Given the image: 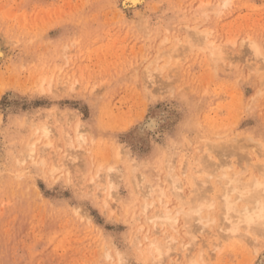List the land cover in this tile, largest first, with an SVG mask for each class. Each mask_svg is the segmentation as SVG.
<instances>
[{
    "label": "rangeland",
    "instance_id": "obj_1",
    "mask_svg": "<svg viewBox=\"0 0 264 264\" xmlns=\"http://www.w3.org/2000/svg\"><path fill=\"white\" fill-rule=\"evenodd\" d=\"M121 1L0 0V264H155L147 243L164 236L140 215L136 162L164 173L171 159L182 196L170 191L169 203L183 211L198 191L210 198L223 191L225 172L249 184L264 177V0H229L203 22L202 4L216 10L221 0H144L134 9ZM204 28L212 32L203 42L222 44L225 62H214L209 44L189 42L188 34ZM42 125L52 129L49 139L37 133ZM78 125L87 142L74 141L73 149L65 137L76 140ZM39 139L40 166L21 162ZM214 142L233 144L229 170ZM181 216L177 227H163L178 242L162 264H264L263 234L219 243L217 232L194 233L196 223L188 228ZM210 241L221 247L215 258ZM178 243L190 244L186 257Z\"/></svg>",
    "mask_w": 264,
    "mask_h": 264
},
{
    "label": "bare ground",
    "instance_id": "obj_2",
    "mask_svg": "<svg viewBox=\"0 0 264 264\" xmlns=\"http://www.w3.org/2000/svg\"><path fill=\"white\" fill-rule=\"evenodd\" d=\"M220 1V0H219ZM222 2L219 4V5H216L217 7H215V8H218V9H216V10H214L213 9V5L211 4H209L210 2H206V3H204V4H202V6H201V8H200V12H197V14L198 13H200L201 15H203V16H199V14H198V19H201L202 18V22H203V18H206V20H207V18L209 17V13H211V11H217V12H222V8H225V7H227L228 5H229V3H230V1L229 0H221ZM144 3V0H122L121 1V6L124 8V7H126V8H128V9H134V8H136L137 7V5H141V4H143ZM219 3V2H218ZM211 7V8H210ZM125 11V10H124ZM140 12V11H139ZM216 12V13H217ZM194 14V13H193ZM219 14V13H218ZM197 16V15H196ZM206 22V21H205ZM200 25V24H199ZM138 28V27H137ZM142 28V27H141ZM146 28V27H145ZM140 29V28H139ZM203 30V29H202ZM202 30H200V31H198L197 30V32H194V31H196V30H193V33L191 34V36L189 37V35L190 34H188V39L190 40V39H192V42L191 41H189L191 44H192V46H193V41H195L196 42V44H198V45H200V44H202V45H208L209 44V46H207V49H208V51H210V54L209 55H211V57L213 58V60H214V62H216L217 61V63H218V61H220V60H224V59H226V57H225V52H224V50L222 49V44H221V46H220V44H217L219 47H217V45L216 44H214V46L215 47H213L212 46V44L214 43V42H211V41H209L210 43H208V44H206V43H204L203 41H206L207 39H208V37H209V35H211V32L212 31H210V32H208L209 30L208 29H206L205 30V28H204V30L202 31ZM208 30V31H207ZM167 32H168V30H166ZM165 31V32H166ZM187 35V34H186ZM165 38V37H164ZM163 38V39H164ZM166 39H164L163 41H165ZM174 40V39H173ZM162 41V42H163ZM167 41V40H166ZM168 41H169V39H168ZM180 41V40H179ZM200 42H202V43H200ZM160 43V42H159ZM158 43V44H159ZM165 43V42H164ZM167 43V42H166ZM185 43V42H184ZM204 43V44H203ZM235 43H236V41H232L231 42V44H233V46L235 45ZM173 44V43H172ZM173 47V46H172ZM202 47V46H201ZM254 47V49L256 50V52H257V54H260L261 55V50L256 46V45H254L253 46ZM214 48H217V50H213ZM157 49H158V47H157ZM175 49V48H174ZM187 49V48H186ZM197 49V48H196ZM201 49H205V48H201ZM206 49V50H207ZM210 49V50H209ZM182 50V49H181ZM176 51V53L177 52H179V51H177V50H175ZM191 51V50H190ZM158 52V51H157ZM163 53V51H160V53ZM169 52H171V50L169 51ZM205 52V51H204ZM165 53V52H164ZM166 53H167V51H166ZM166 53H165V55H166ZM175 53V52H174ZM170 54V53H169ZM172 54H173V52H172ZM171 54V55H172ZM157 55H160V54H156V56ZM162 56H163V54H161ZM164 55V56H165ZM174 55V54H173ZM172 55V56H173ZM161 56V57H162ZM181 56V55H180ZM4 57V56H3ZM225 57V58H224ZM212 58H211V61H212ZM161 59V58H160ZM159 59V60H160ZM176 59V58H175ZM183 59V58H182ZM207 59V58H206ZM169 60V59H168ZM187 60V59H186ZM154 61H156V62H158L157 60H154ZM208 61H209V59H208ZM175 62V61H174ZM213 62V61H212ZM213 62V63H214ZM221 62V61H220ZM224 62H225V60H224ZM168 63V62H167ZM221 63H223V62H221ZM148 64V63H147ZM149 64H151L150 62H149ZM165 64V63H164ZM163 65V64H162ZM161 66V65H160ZM151 66H148V71H151V70H149V68H150ZM205 67H206V65H205ZM61 68V67H60ZM146 68V67H145ZM163 68V67H162ZM211 68V67H210ZM58 69V68H57ZM146 69V70H147ZM154 70H155V68H153ZM156 69H158V70H162L161 68H158V66L156 67ZM216 69V68H215ZM163 70H164V68H163ZM207 70H209V69H207ZM46 71V70H45ZM53 71V70H52ZM47 72V71H46ZM163 72V71H162ZM45 73V72H44ZM43 73V74H44ZM52 73V72H51ZM59 73V72H58ZM146 73H147V71H146ZM149 73V72H148ZM164 73V72H163ZM160 74V73H159ZM44 76V75H43ZM151 78H152V75H151ZM41 80H42V78H41ZM40 80V81H41ZM47 80V77H45V79H44V81H46ZM151 80V79H150ZM44 81H41V82H43L44 83ZM52 81H53V79H52ZM68 82V81H67ZM43 83H41V85L43 84ZM66 83V82H65ZM153 83V82H152ZM146 84V83H145ZM47 85V84H46ZM50 85V84H49ZM2 86V85H1ZM150 86V85H149ZM52 88V87H51ZM50 88V89H51ZM52 91V90H51ZM254 104V103H253ZM70 123V122H69ZM214 123V122H213ZM213 123H211V124H213ZM151 125H154V123L153 122H151ZM150 125V126H151ZM43 127H40V128H37L36 129V131H37V133H40V135L42 136V137H44L45 139L46 138H48L49 139V137H50V135H51V131H52V129H49L50 127L49 126H47V127H45L44 125H42ZM32 127V126H31ZM149 127V126H148ZM153 127V126H152ZM79 128H80V125H78L77 126V128H76V133H75V138H76V140H74V138H73V136H71L70 134H66L67 135V137H65V138H68L67 139V143L69 144V146L71 147V148H73V146L75 147V145H74V141L76 142H78L79 144H85L86 142H87V138H86V136L81 132V131H79ZM81 129V128H80ZM51 130V131H50ZM63 132V131H62ZM66 133V132H65ZM222 135H224V134H222ZM52 137V136H51ZM234 137V136H233ZM235 138H238V137H235ZM250 138V137H249ZM252 138V137H251ZM250 138V139H251ZM231 139V138H230ZM66 140V139H65ZM221 140V139H220ZM228 140V139H227ZM237 140H241L242 141V139L240 138V139H237ZM229 141V140H228ZM238 141V142H239ZM41 143L40 142V139H39V141L37 140L36 142H34V143H32V144H28V145H30L29 147H27V148H29L28 149V152H27V154L25 155L26 157L21 161V162H26V161H28V160H31V162H33V164L35 165V166H37L39 163L37 162V161H35V157H34V153L36 152L35 151V149H36V147H37V145H36V143ZM76 142V143H77ZM209 142V141H208ZM222 142V141H221ZM219 143V144H215V142H214V146H216L217 145V147H218V149L220 150V155H221V158L223 157L224 159V161L223 160H220V162H222L223 164L224 163H229L228 161H227V159H225V158H227L226 156H228L227 154H230L229 152V150L231 149V148H233L232 146H233V144H232V146H228L229 145V143L227 144V146L225 145V144H223V143ZM227 142V141H226ZM235 142H237V141H235ZM243 142V141H242ZM250 142V141H249ZM248 142V147H249V145H250V143ZM251 142H254L253 140H251ZM207 143V142H206ZM209 143H211V142H209ZM234 143V142H233ZM244 143V142H243ZM47 144H49L48 142H47ZM27 145V146H28ZM35 145H36V147H35ZM234 148L236 147V146H238V145H241L240 143L238 144V145H236L235 143H234ZM245 145V144H244ZM257 145V144H256ZM255 145V148L257 147ZM47 146V145H46ZM52 146V145H51ZM261 146V145H260ZM211 147V146H210ZM231 147V148H230ZM240 146H238V148H239ZM242 147V146H241ZM251 147V146H250ZM252 147H254L253 146V144H252ZM213 148V147H212ZM230 148V149H229ZM237 148V149H238ZM243 148V147H242ZM246 148V147H245ZM259 148V147H258ZM74 149V148H73ZM122 149V148H121ZM121 149H120V152H122L121 151ZM236 149V148H235ZM248 149H251V148H247L246 150H248ZM37 150V149H36ZM126 150V149H125ZM233 150V149H232ZM231 150V151H232ZM243 150H245L244 148H243ZM255 150V149H254ZM257 150V149H256ZM236 151V150H235ZM238 151H239V149H238ZM65 152H66V149H65ZM67 152H68V150H67ZM245 152V151H244ZM69 153V152H68ZM232 153H233V151H232ZM235 154H237L236 152H234ZM239 153V152H238ZM243 152H241V150H240V156H241V154H242ZM246 153V152H245ZM120 154V153H119ZM118 154V156H120ZM234 154V155H235ZM64 155V154H63ZM243 155V154H242ZM68 156H70V158L73 156L72 154L70 155V154H68ZM231 156V155H230ZM170 157V156H169ZM242 157V156H241ZM72 158H74V157H72ZM201 159H198V161L200 162V161H202L203 159V156L202 157H200ZM211 158V157H210ZM210 158H208V159H210ZM205 159V158H204ZM66 160V159H65ZM67 160H69V159H67ZM73 160V159H72ZM137 161V160H136ZM163 161V160H162ZM206 161V160H205ZM226 161V162H225ZM66 162V161H65ZM135 162V161H134ZM203 163V162H202ZM222 163H218V164H220L221 165V167H224V165H222ZM227 163H226V167H224V168H226V169H228V167H227ZM64 164V163H63ZM133 164V163H132ZM143 164V163H142ZM162 164H163V162H162ZM165 164V163H164ZM203 164H205V163H203ZM211 164V163H210ZM41 165H43L42 164V162H41ZM65 165V164H64ZM157 165V164H156ZM159 165V164H158ZM232 165V164H231ZM38 166H40V164L38 165ZM59 166V165H58ZM155 166V165H154ZM213 166H215V165H213ZM218 166V165H217ZM217 166H215V167H217ZM160 167V166H159ZM166 167V168H165ZM207 167H210L209 166V164L207 165ZM206 167V169H208ZM220 167V168H221ZM67 168H68V166H67ZM158 168V167H157ZM211 168V167H210ZM213 168V167H212ZM231 167H229V169H230ZM263 168V171H264V165L260 168V169H262ZM103 169V168H102ZM156 169V168H155ZM160 169V168H159ZM159 169H157V170H149V171H146V170H144V169H140V164L138 163V162H136V163H134V165H133V169H132V175L133 176H131L132 177V179H133V184H135L134 186V189L136 190L135 192H137L136 194H137V196L139 197H142V200L143 201H141L140 203H141V208H142V211L140 212V215L141 214H144V216L146 217V218H144L145 219V221L144 222H151L152 223V225H154L153 226V230L155 229L156 231V233H158V234H161V235H163L164 237H160L159 239H155V237L153 238V240L152 239H150L149 240V243H147V244H150L149 245V247H147V248H149V253H148V255H151L150 257L152 258V260L150 261V262H154L155 264L157 263V264H162V261H163V259L164 258H166L165 256H167L172 250H174L175 248H176V246L173 244V242L175 241L176 242V237H174L175 235L174 234H171V233H168V232H165L166 230L165 229H163V227L164 226H166V225H168V226H171V227H173V228H175V227H177L178 226V224L180 223V216L182 215V213H184L182 216H185V217H187V218H189V219H186V218H184L183 220H185L186 219V223L188 224V228H189V226L190 227H193V225L192 224H195L196 225V227H194L192 230L194 231V229H196L197 228V230L196 231H194V233L195 232H197L198 231V229L201 231V230H206V229H209V231L210 232H212V235L213 236H218V234L220 235V236H218V237H216L217 238V240H215L216 242H219L220 240L219 239H221L222 237L223 238H225L226 239V241H227V239L228 240H230V239H232V240H234V242L233 243H236L235 241H238V240H240V239H242V238H244L245 236H247V237H249L248 235L250 234V233H252V239L254 240V241H256V239H257V237H259V235H261V234H263L264 235V226H262V225H264V221H262L261 220V217L262 216H264V175L263 176H261V177H263L262 179H263V181H262V179H261V181L260 180H257V178L256 179H252V181H253V185L254 186H252V181H251V184H249L248 182V185L250 186L251 185V187L249 188V191H250V189H251V191H250V193H246V191L248 190L247 188L249 187H247L246 185H247V183H244V181L246 182V180H244L243 182H241V180L242 179H240L239 177H233L231 174H230V176L229 175H227V174H225V173H227V172H225V173H223V176H220L219 175V178H221V179H224V181H223V185H222V183H219V185L221 184V186H223L222 187V189H223V191L220 189V191L219 190H217V191H219V195H218V197H217V191H214L213 189L211 190V191H214L216 194H213V196L215 195L216 197L214 198H210V196L209 197H207V194L209 193H207L206 195H205V193L203 192V190H202V193H199V191L198 190H196V191H198V193L196 194V193H194V194H196V195H194V197H192V198H188L189 200H187V201H185L184 202V206L185 205H187L188 207H187V211L186 210H182V206H183V204H182V206H180V207H178V208H176L175 206V208H172V207H170V203H169V192L171 191V192H173L172 194V196H174L175 198H176V200H178V199H181V196H182V193L180 192V191H182V180H181V178H180V175H179V173L177 172V169H176V167L174 166V164L172 163V161H171V159L170 160H167L166 161V165L164 166V169H166L165 170V172L163 173V170H159ZM162 169V168H161ZM184 169H185V167H184ZM201 169H203L204 170V168H201ZM214 169V168H213ZM228 169V170H229ZM216 170V169H215ZM222 170V169H221ZM239 170V169H238ZM241 170V169H240ZM109 171V174L107 173V175L109 176V179H110V181H109V184H108V186L110 185V190H112L111 191V195L114 193V191L116 190L115 189V185H114V183H113V180H114V178H113V176H112V174L111 173H113L114 171H113V167H111L110 168V170H108ZM131 171V170H130ZM183 171V170H182ZM207 171V170H206ZM210 171V170H209ZM224 171H226V170H223V172ZM242 171V170H241ZM208 172V171H207ZM236 172H237V170H236ZM191 173V172H190ZM189 173V174H190ZM206 173V172H205ZM205 173H204V175H205ZM230 173V172H229ZM228 173V174H229ZM231 173H233V171H231ZM239 173V172H238ZM237 173V174H238ZM245 173V171L243 172V174ZM100 174V173H99ZM114 174V173H113ZM202 174V173H201ZM208 174H210V173H208ZM234 174V173H233ZM236 174V173H235ZM246 174V173H245ZM244 174V175H245ZM106 175V176H107ZM183 175V174H182ZM199 175V174H198ZM203 175V177H205ZM213 175V174H212ZM115 176V175H114ZM190 176V175H189ZM210 176H211V174H210ZM235 176V175H234ZM184 177V176H183ZM191 177V176H190ZM193 177V176H192ZM214 177H215V175H214ZM246 177V176H245ZM250 177H251V175H250ZM252 177H255V176H252ZM251 177V178H252ZM113 178V179H112ZM199 178V177H198ZM201 178V177H200ZM199 178V179H200ZM190 180H191V178H189ZM207 179V178H206ZM205 179V180H206ZM250 179V178H249ZM248 179V181H250ZM189 180V181H190ZM194 180V179H193ZM200 180H202V179H200ZM204 180V179H203ZM204 180V181H205ZM217 180V179H216ZM219 180L220 179H218L217 181L219 182ZM255 180V181H254ZM132 181V180H131ZM196 181V180H195ZM203 181V182H204ZM221 181V180H220ZM192 182V181H191ZM198 182V181H197ZM203 182H202V184H203ZM206 184H208V180H206ZM217 182V183H218ZM222 182V181H221ZM196 183V182H195ZM242 183H244V188H239V187H242V185L241 186H239L240 184H242ZM193 184V183H192ZM211 185V184H210ZM199 186V185H198ZM203 187V186H202ZM207 187V186H206ZM204 188V187H203ZM104 189V188H103ZM115 189V190H114ZM199 189H200V187H199ZM208 189H209V186H208ZM207 189V190H208ZM210 189H211V187H210ZM206 190V191H207ZM245 192H244V191ZM210 191V192H211ZM222 191V192H221ZM170 192V193H171ZM201 192V191H200ZM214 192H212V193H214ZM221 192V193H220ZM116 193V192H115ZM180 193H181V195H180ZM204 193V194H203ZM114 195V194H113ZM112 195V196H113ZM235 195H236V197H235ZM107 197V196H106ZM185 197V196H184ZM183 197V198H184ZM178 198V199H177ZM109 199V198H108ZM107 203H105V204H108V200L106 201ZM182 203H183V201H181ZM157 204H161V208H160V211H155L152 215H149L150 214V211L152 210V209H154V207L155 206H158ZM181 204V203H180ZM109 205V204H108ZM108 205H106V206H108ZM131 207V206H130ZM134 208V207H133ZM143 216V217H144ZM181 216V217H182ZM190 220V221H189ZM139 221V220H138ZM149 222V223H150ZM194 222V223H193ZM185 223V224H186ZM192 223V224H191ZM189 224H191V225H189ZM194 225V226H195ZM142 226V225H141ZM184 226V225H183ZM148 227V226H147ZM171 227H170V229H171ZM138 228H140V227H138ZM186 228V227H185ZM141 229H142V227H141ZM146 229V228H145ZM178 229V228H177ZM215 229H217V230H215ZM140 230V229H139ZM149 230V229H148ZM179 230V229H178ZM147 231V230H146ZM152 231V230H151ZM173 231H174V229H173ZM187 231V230H186ZM191 233H192V231L191 230H189ZM203 231V232H204ZM190 232H188V233H190ZM205 232H207V231H205ZM210 232H208V233H210ZM215 232H217L218 234H215ZM244 232H246L245 234H248V235H244ZM146 234H147V232H145ZM193 233V234H194ZM259 234V233H261V234H259L258 236H257V234ZM157 234V235H158ZM255 234V235H254ZM186 235H187V233H186ZM189 235H191V234H189ZM251 236V235H250ZM256 236V237H255ZM147 237L148 236H146V237H143V238H145L146 240H148L147 239ZM194 237H195V234H194ZM221 237V238H220ZM246 237V238H247ZM261 237V236H260ZM157 238V237H156ZM215 238V239H216ZM246 238H244L245 239V241H249V239L251 238H249V239H247L246 240ZM261 238H263L264 239V237H261ZM144 239V240H145ZM137 240H138V238H137ZM151 241V242H150ZM190 241V240H189ZM215 241H213V242H215ZM225 241V242H226ZM254 241L252 242L251 240H250V243H253V244H251V245H254L255 243H254ZM174 242V243H175ZM178 242V241H177ZM176 242V243H177ZM191 242V241H190ZM196 242V241H195ZM194 242V243H195ZM213 242H211L210 241V245H213L214 246V248H213V246H210V248H209V250H211L209 253H208V255H209V257H212V256H214L213 258H215V256L216 255H218L219 254V252H221V247L219 246L220 244H218V243H214L213 244ZM222 242V241H221ZM224 242V241H223ZM232 242V241H231ZM239 242V241H238ZM237 242V243H238ZM142 243V242H141ZM175 243V244H176ZM220 243V242H219ZM233 243H231V244H233ZM179 244V243H178ZM181 244H182V242H181ZM181 244H179L180 246V248H177L180 252H181V254L183 253V254H185L184 255V257H186L187 256V250H188V248H189V246H190V244L189 243H186V244H183L182 246H181ZM140 245V244H139ZM191 245H192V243H191ZM194 245V244H193ZM195 245H196V243H195ZM200 245H203V244H200ZM204 246V245H203ZM191 247V246H190ZM202 248V247H201ZM143 249V248H142ZM191 250V249H190ZM200 250V249H199ZM176 251V250H175ZM207 251H208V249H207ZM146 252H147V250H146ZM174 252V251H173ZM186 252V253H185ZM200 252H204L203 250H201ZM200 252H199V254H200ZM116 253H117V260L119 261L120 260V262H122V261H124V260H122L121 261V258H122V252H120V251H116ZM172 253V252H171ZM189 253V252H188ZM191 253V252H190ZM202 254H204V253H202ZM206 254V253H205ZM145 255H147V254H145ZM109 256V258H111V255L109 254L108 255ZM125 256V255H124ZM178 256V255H177ZM191 256V255H190ZM189 257V256H188ZM187 257V259H186V261L189 259ZM125 258V257H124ZM147 258H149V257H147ZM146 258V259H147ZM151 258H149V259H151ZM191 258V257H190ZM195 258V257H194ZM202 259H203V257H202ZM208 259V258H207ZM164 260H166V259H164ZM199 260V259H198ZM189 261H190V259H189ZM193 261V259H191V262H190V264H192V263H194V262H192ZM202 260H200L199 262H201ZM123 263V262H122ZM188 264V263H187ZM194 264H196V262L194 263Z\"/></svg>",
    "mask_w": 264,
    "mask_h": 264
},
{
    "label": "snow or ice",
    "instance_id": "obj_3",
    "mask_svg": "<svg viewBox=\"0 0 264 264\" xmlns=\"http://www.w3.org/2000/svg\"><path fill=\"white\" fill-rule=\"evenodd\" d=\"M261 220L264 221V216L261 217ZM262 226H264V225H262Z\"/></svg>",
    "mask_w": 264,
    "mask_h": 264
}]
</instances>
